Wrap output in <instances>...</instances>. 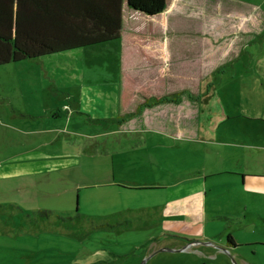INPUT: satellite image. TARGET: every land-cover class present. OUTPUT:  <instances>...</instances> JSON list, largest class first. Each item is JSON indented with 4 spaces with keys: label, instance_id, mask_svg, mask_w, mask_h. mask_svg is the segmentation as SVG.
<instances>
[{
    "label": "rangeland",
    "instance_id": "rangeland-1",
    "mask_svg": "<svg viewBox=\"0 0 264 264\" xmlns=\"http://www.w3.org/2000/svg\"><path fill=\"white\" fill-rule=\"evenodd\" d=\"M117 43L0 67V264H143L153 240L208 234L233 236L237 264H264V35L223 65L218 41L220 68L193 107L192 94L160 98L183 104L178 125L78 109L84 86L119 80ZM189 178L199 190L174 198ZM221 259L168 251L145 264H234Z\"/></svg>",
    "mask_w": 264,
    "mask_h": 264
},
{
    "label": "crops",
    "instance_id": "crops-1",
    "mask_svg": "<svg viewBox=\"0 0 264 264\" xmlns=\"http://www.w3.org/2000/svg\"><path fill=\"white\" fill-rule=\"evenodd\" d=\"M256 1L174 0L168 10L165 11L164 38L154 51V56L162 63L158 66L141 68L136 62L137 54L131 53L130 49H127L130 61L132 60L134 63L133 70H130L127 75L133 79L134 85L129 89H123L120 81L122 75L121 47L123 48V45L118 42L116 48L120 52L119 80L112 83L84 86L78 109L83 110L91 117H102L107 121L118 122L119 116L135 111L145 101L160 99L169 94H182V96L192 94L186 99L185 105H188L187 108L193 107L194 103H198L201 94L204 93L203 88L208 76L220 68L216 67L218 41L222 42L219 46L224 50L223 65L227 62L241 60L240 58L250 45L263 37L264 13L260 9L259 2ZM235 49L237 50L236 56L231 59L230 55ZM81 50L82 52L77 53V55H70V59L73 57L80 59L87 52L84 51L85 49ZM138 55L141 56L139 53ZM195 93L198 94L196 97L194 96ZM178 109L182 110L183 104L163 103L147 107L141 116L124 124L159 120L162 123L178 125V121L181 122L185 115L182 110L178 118ZM174 111L176 112L174 113ZM28 155L42 156L45 153L35 152ZM1 170L2 167H0V178ZM198 184L197 179L189 178L187 181L172 186L169 190L175 193L174 198H185L196 194L199 190ZM166 236L172 238L169 235ZM214 239L215 236L208 234L205 238L202 237L198 240L212 241L217 245L227 247L230 251L232 246L229 243L217 242ZM216 252L218 251L213 248L193 247L181 254H190L201 260L210 257L212 259L220 258L221 255L223 256L221 260L224 262L226 255L224 256L221 252L215 255ZM150 253L152 252H148L145 256ZM235 256L238 257L236 254ZM95 261L108 263L110 257L107 254H100L95 258ZM243 264L248 263L243 262Z\"/></svg>",
    "mask_w": 264,
    "mask_h": 264
},
{
    "label": "trees",
    "instance_id": "trees-1",
    "mask_svg": "<svg viewBox=\"0 0 264 264\" xmlns=\"http://www.w3.org/2000/svg\"><path fill=\"white\" fill-rule=\"evenodd\" d=\"M173 1L0 0V67L117 41L123 45L121 86L129 89L134 84L125 85L124 76L134 63L127 49L137 54L141 68L162 63L154 51L164 38L165 11ZM170 101L167 97L147 100L135 111L119 116L118 122L126 123L147 107ZM173 239L182 245L189 241ZM226 241L235 246L232 235Z\"/></svg>",
    "mask_w": 264,
    "mask_h": 264
},
{
    "label": "flooded vegetation",
    "instance_id": "flooded-vegetation-1",
    "mask_svg": "<svg viewBox=\"0 0 264 264\" xmlns=\"http://www.w3.org/2000/svg\"><path fill=\"white\" fill-rule=\"evenodd\" d=\"M172 238L169 237H161L160 239H156L153 240L151 242H149L147 245H144V248L147 250L149 249L147 252H152L150 254L147 255L146 260L149 261L150 259H152V257H154L156 254L158 253H162V252H168V251H164V249H181L183 248L186 244H181L179 245L175 239H173L174 236H171ZM173 239V240H172ZM161 243V244H160ZM155 247V248H153ZM200 247V246H198ZM193 248V247H192ZM155 249V252H153ZM190 249V248H189ZM188 249V250H189ZM153 250V251H152ZM187 250V251H188ZM145 251V254L147 253ZM171 253V252H169ZM206 253V252H205ZM205 257H208L207 255H204ZM145 260V261H146ZM146 261V263H147ZM106 263V262H104Z\"/></svg>",
    "mask_w": 264,
    "mask_h": 264
},
{
    "label": "water",
    "instance_id": "water-1",
    "mask_svg": "<svg viewBox=\"0 0 264 264\" xmlns=\"http://www.w3.org/2000/svg\"><path fill=\"white\" fill-rule=\"evenodd\" d=\"M207 247V248H213L219 252H221L222 254H226L228 256H230L232 262L234 264H237L234 260V258L231 256L230 252H229V249L227 247H223V246H218V245H215L212 241H203V240H192V241H189L183 248L181 249H164V251H169L171 253H185L189 248H192V247ZM147 261V260H146ZM146 261H144L143 264L146 263Z\"/></svg>",
    "mask_w": 264,
    "mask_h": 264
}]
</instances>
